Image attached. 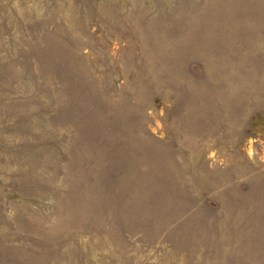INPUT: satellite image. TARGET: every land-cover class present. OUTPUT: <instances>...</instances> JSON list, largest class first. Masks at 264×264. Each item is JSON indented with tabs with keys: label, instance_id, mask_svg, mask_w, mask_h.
Instances as JSON below:
<instances>
[{
	"label": "rangeland",
	"instance_id": "obj_1",
	"mask_svg": "<svg viewBox=\"0 0 264 264\" xmlns=\"http://www.w3.org/2000/svg\"><path fill=\"white\" fill-rule=\"evenodd\" d=\"M0 264H264V0H0Z\"/></svg>",
	"mask_w": 264,
	"mask_h": 264
}]
</instances>
